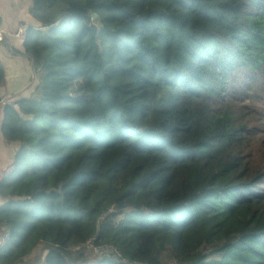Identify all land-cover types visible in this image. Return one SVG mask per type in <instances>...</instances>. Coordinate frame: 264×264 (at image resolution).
I'll return each mask as SVG.
<instances>
[{"label":"trees","instance_id":"obj_1","mask_svg":"<svg viewBox=\"0 0 264 264\" xmlns=\"http://www.w3.org/2000/svg\"><path fill=\"white\" fill-rule=\"evenodd\" d=\"M30 14L37 84L0 122L20 144L0 264H264V0H33ZM92 239L121 258L74 256Z\"/></svg>","mask_w":264,"mask_h":264},{"label":"crops","instance_id":"obj_2","mask_svg":"<svg viewBox=\"0 0 264 264\" xmlns=\"http://www.w3.org/2000/svg\"><path fill=\"white\" fill-rule=\"evenodd\" d=\"M33 0H0V28L6 31L7 39L0 48V63L5 71V84L0 88V97L15 102L33 94L37 84L34 62L25 51L24 44L17 41L19 27L36 26L30 11ZM3 112L0 110V122ZM20 144L0 141V166L12 164ZM3 199L0 197V204Z\"/></svg>","mask_w":264,"mask_h":264},{"label":"built area","instance_id":"obj_3","mask_svg":"<svg viewBox=\"0 0 264 264\" xmlns=\"http://www.w3.org/2000/svg\"><path fill=\"white\" fill-rule=\"evenodd\" d=\"M7 37L8 36L6 31L0 28V48L5 43ZM15 37L18 42H20L21 44H25L27 41V28L23 26L19 27L17 32L15 33ZM7 105H11L15 107L14 102L4 98L0 101V110ZM14 170L15 168L13 164H9L3 168L0 166V185L6 182L11 177ZM115 212L116 211L114 209L110 210L106 215H104L102 220H104L108 215L113 214ZM9 239H10V233L0 228V248L5 247L9 242ZM85 248L86 249L89 248L93 253L99 255L102 258L114 259V260H119L121 258L120 252L115 247L97 246L95 244L94 239L90 240L86 245L76 247L74 251H83Z\"/></svg>","mask_w":264,"mask_h":264},{"label":"rangeland","instance_id":"obj_4","mask_svg":"<svg viewBox=\"0 0 264 264\" xmlns=\"http://www.w3.org/2000/svg\"><path fill=\"white\" fill-rule=\"evenodd\" d=\"M127 212H125V213H123V216L126 214ZM121 217V216H120ZM72 252H74L73 254H74V256H76L78 253V251H72ZM83 253H85L86 255H88L89 256V260L91 261V263L92 262H95V261H97V260H99V259H102V257H100L99 255H97V254H95V253H93L89 248H85L83 251H82ZM45 256H46V253L44 252V248H43V246H39L37 249H36V251L34 252V254L31 256V260H33V261H35V260H38L39 258L40 259H44L45 258ZM29 259V258H28ZM28 259H26V260H28ZM170 264H172V263H170Z\"/></svg>","mask_w":264,"mask_h":264}]
</instances>
